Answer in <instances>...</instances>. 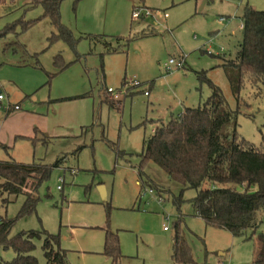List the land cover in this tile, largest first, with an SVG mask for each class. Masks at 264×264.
I'll use <instances>...</instances> for the list:
<instances>
[{
  "label": "rangeland",
  "instance_id": "1",
  "mask_svg": "<svg viewBox=\"0 0 264 264\" xmlns=\"http://www.w3.org/2000/svg\"><path fill=\"white\" fill-rule=\"evenodd\" d=\"M245 5L264 10V0H62L60 20L71 31L75 39L72 44L52 39L57 31L48 18L23 28L25 22L42 15L40 5L27 7L26 0L3 4L0 71L8 73L7 79L0 78V89L16 87L10 75L24 70L18 63L33 64L34 57L23 56L26 50L29 54L37 53L50 81L32 100H21L20 110H35L45 115L46 110L38 100L44 93H49L51 98L85 95L69 100L74 105L82 104L86 96L90 97V104L94 102L91 122L83 124L88 125L83 129L76 126L74 118H69L73 129L56 134L64 136L38 135L41 139L32 145L28 143L27 147L19 141L6 150L0 148V160L57 163L50 177L37 188L39 201L35 211L18 218L10 234L45 229L60 234L61 247L72 248L77 247L75 242L84 246H88L87 240L93 245L100 242L101 251H73L67 260L70 264H111L103 253L104 230L73 235L75 227L69 223L75 225L74 221L87 219L95 224L107 223L116 233L121 254L117 264H173L171 238L173 225L180 216L181 230L197 264H253L259 247L256 235L246 239L206 226L192 213L193 189L184 190L183 202L177 210L173 198L181 185L150 160L143 164L145 174L167 192L158 194L153 189L149 193L150 187L146 185L137 198L144 140L156 125L165 124L184 107L198 106L210 93L208 85L200 83L194 71H206V76L221 89L228 106L239 108L240 136L257 147H264V85L252 86L246 81L237 105L219 66L224 60L236 57L242 41L241 16ZM134 9L140 14L148 10L149 16L132 18ZM112 47L118 51H110ZM180 55L185 56L187 67L167 71L168 59ZM123 80L126 85L120 89ZM145 90L150 92L148 96L144 95ZM103 98L120 107L109 106ZM68 109V114L76 111ZM18 110L11 109L10 113ZM4 112L9 114L4 107L0 108V135L6 137V145L12 142L8 131L13 121L4 122L8 117ZM40 117L33 114L32 119L36 121ZM59 176L64 177L63 182L58 180ZM32 184L28 180L24 191L30 193ZM222 185L243 189V185ZM255 189V186L250 188ZM158 195L164 200H159ZM25 197L24 193L0 196V217H14ZM257 217L256 234L264 233V212H259ZM33 242L35 248L31 254L39 264H45L42 240ZM15 255L11 248H0V260H10Z\"/></svg>",
  "mask_w": 264,
  "mask_h": 264
},
{
  "label": "trees",
  "instance_id": "2",
  "mask_svg": "<svg viewBox=\"0 0 264 264\" xmlns=\"http://www.w3.org/2000/svg\"><path fill=\"white\" fill-rule=\"evenodd\" d=\"M12 1L14 0H0V7ZM61 1L26 0L27 7L40 5L43 13L40 17L25 22L23 28L29 27L41 18H48L57 31L52 39H62L74 44L75 39L71 31L60 20ZM241 22L242 41L238 45L236 57L219 64L237 100V105L246 81L252 86L264 85V10L245 5ZM129 40L126 39V42ZM110 51L117 52L118 48L112 47ZM23 56L34 57L31 65L42 69L37 53L29 54L24 50ZM18 65L29 64L24 62ZM194 73L200 83L208 85L210 93L198 106L184 107L165 124L156 126L154 132L144 140L138 166L140 190L137 198L146 185L156 190L158 194L167 192L145 174L143 164L150 160L158 165L169 179L181 185L178 195L173 198L177 210H180L183 202L184 190L193 189L195 195L190 199L192 213L200 217L206 226L227 230L233 236L250 239L256 235L259 247L254 254L253 264H264V233L256 234L258 213L264 212V147H257L240 136L239 108L231 109L228 106L221 89L206 76V71ZM125 85L126 80H123L120 89ZM82 96L85 95L66 99ZM125 96L127 94H124ZM103 101L109 106L120 107V104L108 98H103ZM36 132L37 130L35 135ZM36 138V136L31 138L32 142ZM56 166L57 163L0 160V196L4 193L7 195L24 193L26 196L14 217L6 215L0 217V248H11L16 254L10 260H0V264H39L37 258L31 254L35 248L34 239L42 240L45 264H69L67 250L60 246L59 233L54 234L41 229L10 234L18 218L35 211L39 201V196L36 195L37 188L50 177ZM30 179L33 182L32 193H27L24 189ZM205 183H210L211 186L204 187ZM228 183L243 185V189L220 186ZM251 186H255L256 189L251 191ZM180 220L179 216L173 225L172 262L197 264L181 230ZM103 230L105 231L103 253L110 259L111 264H117L121 257L118 237L107 223Z\"/></svg>",
  "mask_w": 264,
  "mask_h": 264
},
{
  "label": "crops",
  "instance_id": "3",
  "mask_svg": "<svg viewBox=\"0 0 264 264\" xmlns=\"http://www.w3.org/2000/svg\"><path fill=\"white\" fill-rule=\"evenodd\" d=\"M220 20H223L222 17H220ZM185 66L187 67L186 64ZM19 68L24 69V70H18L19 72H13V74L10 75L12 76V79L15 81L14 83L17 88L8 86L4 89L5 91L0 89V93H2L4 96V100L2 102L5 104H8L4 108L7 111H9V114L4 112L6 113L5 115H7L8 117L4 118L3 121L4 122L7 120L13 121V123L11 124V129L8 131L10 138H12V142L4 145V143H6V139H5L6 137H4L3 139L0 135V138L3 141L0 143V148H3L6 150L10 146H14L19 141H22L25 144V146L28 143L32 145L33 142L31 138L36 136L37 138L35 141H37L38 139L39 140L41 139L39 138L38 135H43L44 138H47V137L51 138L54 136H64V135H56V134H59V133L65 134V132H67V128L73 129L71 127V124L68 123L69 118H72V119L74 118V120L76 121V126L78 128L81 127V129H83L84 126L87 127L90 124L91 113L93 114L94 102L92 101V104H90V97L88 96H86V99L84 100L82 104L74 105L73 103L69 101L71 99H66L68 98V95H62L59 97L51 98L49 93H44L38 100H39L40 106L44 107L46 110L45 115L35 110L33 111L20 110L21 100L23 99L28 100L27 98L32 100L35 94H39L42 91L41 90L42 86L45 85L46 82L48 81V76L46 74L48 71H45L43 67L42 69H39L31 65H21ZM6 73L8 72L0 71V78L7 79ZM52 80L53 78L51 79V83L53 85L54 80L53 81ZM149 94L150 92L148 91V94L146 96H148ZM69 96H73V94ZM68 102H70V104H67ZM14 105H18L19 107L17 109L19 110L10 113L11 109H14L13 107ZM68 108H73V110H76L75 113L68 114V111H69ZM33 114H39L41 115V117L35 121L32 119ZM79 117L81 118V120L79 119ZM86 123H88V125H83ZM154 129L152 130V133L154 132ZM35 130H37L36 135H35ZM9 159H13V158H9ZM72 173H75V171L73 170ZM59 177L62 178L61 182H63L64 177L63 176H59ZM138 184H139V181H138ZM30 193H32V190ZM139 201H140V198H139ZM74 224L75 225H72V223H69V226L75 227V229H73V231L75 230V232H72L73 235H76L78 233L80 234L84 231H93V229L103 230V226H104L102 223L95 224L93 222H90L87 219L76 220L74 221ZM87 242H89L87 243L88 246L79 245L78 242H75L77 247H74V248L65 247V246L63 247L64 249L67 250V255L69 256L71 255L73 251H77L79 253L101 251L102 248H101L100 242L97 243V245L91 244L90 240H87ZM170 257H171V253H170ZM252 262H253V259H252Z\"/></svg>",
  "mask_w": 264,
  "mask_h": 264
},
{
  "label": "built area",
  "instance_id": "4",
  "mask_svg": "<svg viewBox=\"0 0 264 264\" xmlns=\"http://www.w3.org/2000/svg\"><path fill=\"white\" fill-rule=\"evenodd\" d=\"M150 11H146L142 14H140V11H138L137 9H134V11H132V18L137 19L139 17V15H142L144 17H148L149 16ZM151 15V14H150ZM163 16L167 17V13L163 12ZM223 19V18H222ZM185 56L184 55H180V56H176V57H170L166 63V70L170 71L172 69H180L185 65ZM144 94L147 95L148 94V90L144 91ZM115 97H117L116 95H114ZM4 100V96L2 93H0V108L2 107H6L8 104L3 103L2 101ZM14 109H17L19 106L18 105H14L13 106ZM59 181H62V178L59 177L58 178ZM58 188H60V186L58 185ZM149 193L153 192V189L149 188L148 189ZM158 199L159 200H163V197L161 195H158ZM164 229H167V227L165 226ZM219 264V263H218Z\"/></svg>",
  "mask_w": 264,
  "mask_h": 264
}]
</instances>
